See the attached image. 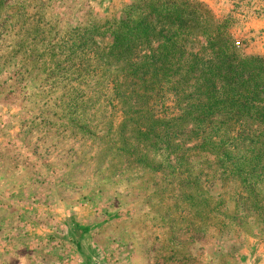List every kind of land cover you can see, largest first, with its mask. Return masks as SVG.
<instances>
[{
    "label": "rangeland",
    "instance_id": "rangeland-1",
    "mask_svg": "<svg viewBox=\"0 0 264 264\" xmlns=\"http://www.w3.org/2000/svg\"><path fill=\"white\" fill-rule=\"evenodd\" d=\"M0 264H264V0H0Z\"/></svg>",
    "mask_w": 264,
    "mask_h": 264
},
{
    "label": "trees",
    "instance_id": "trees-1",
    "mask_svg": "<svg viewBox=\"0 0 264 264\" xmlns=\"http://www.w3.org/2000/svg\"><path fill=\"white\" fill-rule=\"evenodd\" d=\"M228 64V63H227Z\"/></svg>",
    "mask_w": 264,
    "mask_h": 264
}]
</instances>
